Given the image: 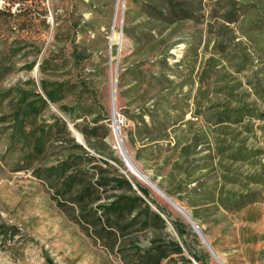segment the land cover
I'll list each match as a JSON object with an SVG mask.
<instances>
[{
  "label": "rangeland",
  "instance_id": "1",
  "mask_svg": "<svg viewBox=\"0 0 264 264\" xmlns=\"http://www.w3.org/2000/svg\"><path fill=\"white\" fill-rule=\"evenodd\" d=\"M5 1L0 264H133L138 250L153 240L183 243L173 220L195 234L186 239L197 256L220 264L186 216L126 165L112 127L114 91L119 135L138 168L172 193L225 264H264V0H188L194 18L175 23L150 19L145 4L152 0ZM42 80L64 84L59 104L108 111L107 143L123 166L114 164L135 187L148 189L166 225L146 227L141 216L114 230L96 219V208L121 192H103L101 201L81 209L58 191L56 179L40 175L64 158L62 148L29 159L10 133L18 90L43 95ZM140 97L155 101L160 113L154 129L132 141L129 116ZM165 110L170 133L162 138ZM52 113L63 116L50 103V110L39 109L38 123H47ZM185 254L200 264L186 249Z\"/></svg>",
  "mask_w": 264,
  "mask_h": 264
},
{
  "label": "trees",
  "instance_id": "2",
  "mask_svg": "<svg viewBox=\"0 0 264 264\" xmlns=\"http://www.w3.org/2000/svg\"><path fill=\"white\" fill-rule=\"evenodd\" d=\"M146 3V13L152 20L175 23L194 18V8L188 0H152ZM9 13L11 14V10ZM74 47V51L77 52V46ZM163 59L167 67V55ZM169 75L170 72L165 73L166 81H172ZM124 78L125 72H122L119 76L120 85L123 84ZM32 85L35 86V83L32 82ZM41 88L43 95L34 89L18 90V103L11 112L14 119L10 133L12 141L18 140V143L27 150L29 159L39 157L37 159L41 160L49 155L52 148H62L60 155L64 158L45 166L42 169L44 172L40 175L44 174L48 181L56 179L59 183L58 191L81 209L101 201L103 192L110 190L121 192L110 196L106 204L96 208L97 212L101 211V215L96 214V219L114 230L122 229L120 225L126 219L130 220L125 227L132 226L141 216L146 227L158 222L166 225L160 212L153 210L149 202L151 199L148 189L140 184L135 187L114 164L116 161L123 166L122 161L107 143V137L111 132L108 111L95 112L91 106L81 102L59 104L64 97L63 83L48 84L42 80ZM1 98L2 96L1 101L5 99ZM149 101L140 97L131 111L129 118L133 120L134 127L128 131V135L132 141L142 139L144 132L154 129L156 117L160 112L156 102ZM50 103L56 104L63 116L52 113L47 123H38L39 109L50 110ZM161 114H163L161 137L164 138L170 133L169 116L167 110ZM69 122L82 135L83 144L77 140ZM149 143L143 142L142 145ZM168 193L172 195L169 191ZM172 225L183 243L176 240L168 242L153 240L149 247L138 250L133 264H193L192 259L186 256L185 249L200 264H208L205 259L195 254L187 242L186 237L195 234L191 230L186 231L185 224L178 220H173Z\"/></svg>",
  "mask_w": 264,
  "mask_h": 264
},
{
  "label": "water",
  "instance_id": "3",
  "mask_svg": "<svg viewBox=\"0 0 264 264\" xmlns=\"http://www.w3.org/2000/svg\"><path fill=\"white\" fill-rule=\"evenodd\" d=\"M115 91L113 92L112 95V116H113V131L115 133V121H117V117H116V103H115ZM75 133V132H74ZM76 138L78 141H80L82 144L84 143L82 140V136L80 134H76ZM118 135H119V126H118ZM119 139H120V153L121 156L123 157L124 161L126 162V165L128 166V168H130V164L128 163L129 161L136 167V169L143 174L146 178H148L136 165V163L132 160V158L130 157V155L128 154L121 138L119 135ZM126 157V158H125ZM129 161H128V160ZM150 184L154 187V189H156L162 196H164L175 208H177L182 214H187L185 215L186 218H188V221L191 223L192 227L195 229V231L197 232V234L201 237L202 241L204 242V244L207 246V248L210 250L211 254L214 256V258L220 263V264H225L224 261L219 257V255L216 253V251L214 250L213 246L210 244V242L208 241V239L206 238V236L203 234V232L201 231V229L199 228V226L197 225L196 221L194 220V218H192V216L180 205L178 204L170 195H168L166 192H164L160 187H158L150 178H148Z\"/></svg>",
  "mask_w": 264,
  "mask_h": 264
},
{
  "label": "bare ground",
  "instance_id": "4",
  "mask_svg": "<svg viewBox=\"0 0 264 264\" xmlns=\"http://www.w3.org/2000/svg\"><path fill=\"white\" fill-rule=\"evenodd\" d=\"M115 139H116V141H117V143H118V146H119V148H120V139H119V135H118V124H117V121H115ZM126 158V157H125ZM128 160V159H127ZM129 161V160H128ZM129 164H130V170L132 171V172H134L135 174H137V175H139V176H141L142 178H144L149 184H150V182H149V180H148V178H146L143 174H141L137 169H136V167L129 161L128 162ZM151 185V184H150ZM152 186V185H151ZM153 187V186H152ZM154 188V187H153ZM184 215H187V214H184ZM188 219V218H187Z\"/></svg>",
  "mask_w": 264,
  "mask_h": 264
},
{
  "label": "built area",
  "instance_id": "5",
  "mask_svg": "<svg viewBox=\"0 0 264 264\" xmlns=\"http://www.w3.org/2000/svg\"><path fill=\"white\" fill-rule=\"evenodd\" d=\"M6 5V1L5 0H0V7L5 6Z\"/></svg>",
  "mask_w": 264,
  "mask_h": 264
}]
</instances>
